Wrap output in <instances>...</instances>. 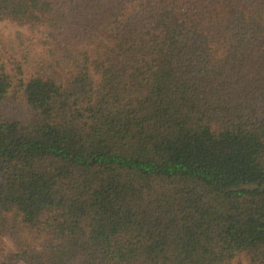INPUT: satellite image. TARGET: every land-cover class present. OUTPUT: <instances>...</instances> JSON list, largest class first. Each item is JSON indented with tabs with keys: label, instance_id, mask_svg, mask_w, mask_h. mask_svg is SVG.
Wrapping results in <instances>:
<instances>
[{
	"label": "trees",
	"instance_id": "obj_1",
	"mask_svg": "<svg viewBox=\"0 0 264 264\" xmlns=\"http://www.w3.org/2000/svg\"><path fill=\"white\" fill-rule=\"evenodd\" d=\"M6 236L0 264H264V0H0Z\"/></svg>",
	"mask_w": 264,
	"mask_h": 264
},
{
	"label": "rangeland",
	"instance_id": "obj_2",
	"mask_svg": "<svg viewBox=\"0 0 264 264\" xmlns=\"http://www.w3.org/2000/svg\"><path fill=\"white\" fill-rule=\"evenodd\" d=\"M9 30L11 32H13V31L16 30V28L14 26L9 25ZM12 250H13V242H12V240L8 236H6L4 238V252L0 254V259H3L4 256L7 253L11 252Z\"/></svg>",
	"mask_w": 264,
	"mask_h": 264
}]
</instances>
